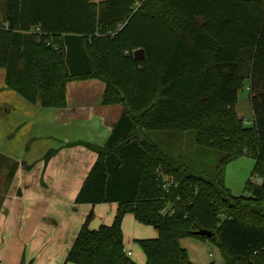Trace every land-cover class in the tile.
<instances>
[{
    "label": "trees",
    "instance_id": "1",
    "mask_svg": "<svg viewBox=\"0 0 264 264\" xmlns=\"http://www.w3.org/2000/svg\"><path fill=\"white\" fill-rule=\"evenodd\" d=\"M0 67L43 107H66L67 84L93 78L103 105L123 106L105 145L84 143L98 157L75 198L116 202V215L93 229L90 213L66 263L137 264L124 247L131 213L158 233L138 239L145 264H194L187 237L217 246L210 264H264V0H0ZM247 80L252 125L236 110ZM187 132L201 155L163 138ZM242 156L254 167L237 196L225 168Z\"/></svg>",
    "mask_w": 264,
    "mask_h": 264
},
{
    "label": "crops",
    "instance_id": "2",
    "mask_svg": "<svg viewBox=\"0 0 264 264\" xmlns=\"http://www.w3.org/2000/svg\"><path fill=\"white\" fill-rule=\"evenodd\" d=\"M104 89L95 78L74 80L66 107H43L9 88L0 67V154L17 162L0 211V264H73L66 255L87 216L93 213V229L113 222L116 202H75L98 157L84 143L105 145L123 112L121 104H102Z\"/></svg>",
    "mask_w": 264,
    "mask_h": 264
},
{
    "label": "rangeland",
    "instance_id": "3",
    "mask_svg": "<svg viewBox=\"0 0 264 264\" xmlns=\"http://www.w3.org/2000/svg\"><path fill=\"white\" fill-rule=\"evenodd\" d=\"M236 110L244 120L249 121L247 125H252L254 121V112L250 100L248 80L245 81L243 88L238 93ZM163 138L166 142L171 143V146L173 145L174 149L179 148L192 157L201 155V151L198 152L199 148L195 142L193 133L187 132L180 134L179 136L174 135L170 139L168 136L164 135ZM253 167L254 160L246 156L239 157L227 164L225 168V183L234 195L238 196L244 193L246 182L251 177ZM11 168L12 160L4 159L0 162V211L12 181L9 176ZM100 204L101 203L96 205ZM130 216L132 223H128V226H126V217H124L122 222L123 234L125 236V234L128 233V239L130 240L128 243H125V245L132 250V259L142 260L143 263H145L146 256L137 238L152 237L157 234V231L152 225L138 222L133 214ZM92 220L93 218L91 221ZM98 225L99 224H97L96 227H98ZM135 226H137V228H135ZM180 242L181 245L187 249L190 259L195 264H210L212 262L222 263L223 259L219 249L210 241L187 237L183 238Z\"/></svg>",
    "mask_w": 264,
    "mask_h": 264
},
{
    "label": "water",
    "instance_id": "4",
    "mask_svg": "<svg viewBox=\"0 0 264 264\" xmlns=\"http://www.w3.org/2000/svg\"><path fill=\"white\" fill-rule=\"evenodd\" d=\"M134 56L136 59H144L145 58V52L142 48H139L134 52ZM195 233L198 235H203V236H207V237L212 236V232L209 230H206V229L197 230Z\"/></svg>",
    "mask_w": 264,
    "mask_h": 264
},
{
    "label": "built area",
    "instance_id": "5",
    "mask_svg": "<svg viewBox=\"0 0 264 264\" xmlns=\"http://www.w3.org/2000/svg\"><path fill=\"white\" fill-rule=\"evenodd\" d=\"M243 122H244L246 125L249 123L248 120H243ZM258 181L260 182L261 179H258ZM166 211H167L166 208H164V209L162 210V212H166ZM126 253H127L128 256H131V252H130V251H126Z\"/></svg>",
    "mask_w": 264,
    "mask_h": 264
}]
</instances>
